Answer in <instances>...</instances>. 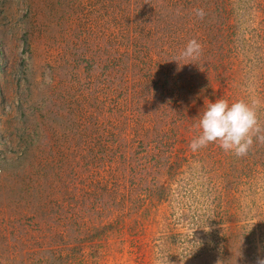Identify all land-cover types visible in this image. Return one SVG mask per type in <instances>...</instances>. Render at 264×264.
I'll use <instances>...</instances> for the list:
<instances>
[{
	"label": "rangeland",
	"instance_id": "374dc122",
	"mask_svg": "<svg viewBox=\"0 0 264 264\" xmlns=\"http://www.w3.org/2000/svg\"><path fill=\"white\" fill-rule=\"evenodd\" d=\"M220 98L264 123V0H0V264H257L264 143L189 148Z\"/></svg>",
	"mask_w": 264,
	"mask_h": 264
},
{
	"label": "clouds",
	"instance_id": "9594fccd",
	"mask_svg": "<svg viewBox=\"0 0 264 264\" xmlns=\"http://www.w3.org/2000/svg\"><path fill=\"white\" fill-rule=\"evenodd\" d=\"M194 11L200 19L206 15L202 8ZM176 14H181L179 9ZM202 52V44L192 39L172 61L182 66L181 60L196 61ZM257 108L258 101L255 100L252 103L244 100L229 103L220 98L209 102L199 115V134L190 142V150L197 152L210 144H218L226 153L237 157L247 156L254 143H264V123L260 120ZM257 264H264V258H258Z\"/></svg>",
	"mask_w": 264,
	"mask_h": 264
}]
</instances>
